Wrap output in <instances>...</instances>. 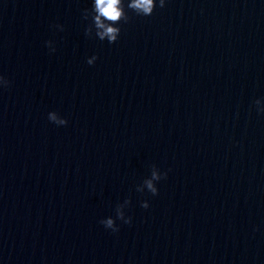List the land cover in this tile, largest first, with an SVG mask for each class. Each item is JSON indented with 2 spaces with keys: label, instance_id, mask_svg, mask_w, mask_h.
Returning <instances> with one entry per match:
<instances>
[{
  "label": "clouds",
  "instance_id": "clouds-1",
  "mask_svg": "<svg viewBox=\"0 0 264 264\" xmlns=\"http://www.w3.org/2000/svg\"><path fill=\"white\" fill-rule=\"evenodd\" d=\"M165 5V0H128L127 8L133 11L138 16H151L157 6L163 8ZM92 17V24L85 29V34L92 36L93 28L95 29V36L101 41L107 40L110 44L115 43L120 35L121 29L119 25L122 21L127 22L129 16L125 11L124 0H93V6L91 13L88 10L84 12V18L87 19L88 16ZM56 27L63 30V27L57 25ZM46 45L50 47L51 51L54 52L55 48L52 47L51 41H46ZM97 57L92 56L87 60L89 65L95 63ZM10 81L4 76L0 75V87H8ZM255 105L257 106V111L264 113V106L261 105L260 100H256ZM49 121L55 123L58 126H63L68 123V121L61 117L57 112H50L48 114ZM167 177V172H161L156 165L151 166V175L149 178L144 179L143 183L137 186L138 192H144L147 189L153 196L158 194V188L156 187V182L165 179ZM131 203L130 199H126L122 204H118L116 207V219L123 221L126 224L131 223V217H126L124 209ZM141 207L147 209L149 204L147 201H143ZM100 223L106 228L111 229L113 232L119 231L116 225L115 219L108 217L102 219Z\"/></svg>",
  "mask_w": 264,
  "mask_h": 264
}]
</instances>
